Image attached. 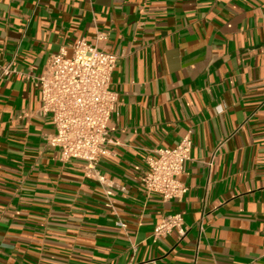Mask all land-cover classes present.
Segmentation results:
<instances>
[{
  "label": "crops",
  "instance_id": "0c3cea01",
  "mask_svg": "<svg viewBox=\"0 0 264 264\" xmlns=\"http://www.w3.org/2000/svg\"><path fill=\"white\" fill-rule=\"evenodd\" d=\"M82 39L121 57L97 178L47 144L39 88L2 78ZM187 135V192L148 195L146 160ZM170 214L186 234L154 243ZM151 260L264 264V0H0V264Z\"/></svg>",
  "mask_w": 264,
  "mask_h": 264
},
{
  "label": "built area",
  "instance_id": "2783aa9c",
  "mask_svg": "<svg viewBox=\"0 0 264 264\" xmlns=\"http://www.w3.org/2000/svg\"><path fill=\"white\" fill-rule=\"evenodd\" d=\"M69 50L63 49L52 56L39 77L3 67L2 78L16 74L39 88L42 98L40 113L49 116L55 127V134L46 138L47 144L58 149L62 163L80 161L84 163L86 176L97 178L99 161L109 155L106 148L111 142L107 124L117 103V95L110 87L121 57L100 50L84 39L70 46ZM192 149V139L187 135L172 149L154 150V156L146 160V169L140 180L146 193L158 195L164 202L181 198L187 188L178 177L183 173L185 163L191 160ZM107 195L112 193L107 192ZM117 225L126 228L121 221ZM174 231L180 236L186 234L181 214L163 216L153 230L152 240L156 243ZM140 264H156V261Z\"/></svg>",
  "mask_w": 264,
  "mask_h": 264
}]
</instances>
